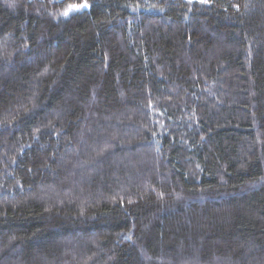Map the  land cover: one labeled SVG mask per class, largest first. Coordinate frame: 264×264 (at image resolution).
<instances>
[{
  "label": "trees",
  "instance_id": "trees-1",
  "mask_svg": "<svg viewBox=\"0 0 264 264\" xmlns=\"http://www.w3.org/2000/svg\"><path fill=\"white\" fill-rule=\"evenodd\" d=\"M0 0V264H264V0Z\"/></svg>",
  "mask_w": 264,
  "mask_h": 264
},
{
  "label": "snow or ice",
  "instance_id": "snow-or-ice-1",
  "mask_svg": "<svg viewBox=\"0 0 264 264\" xmlns=\"http://www.w3.org/2000/svg\"><path fill=\"white\" fill-rule=\"evenodd\" d=\"M201 3H207L208 0H200ZM88 7V4L85 0L84 3H81V4H76V5H70L69 6V11H66L63 13V15L67 16L69 15V12L70 11H76V10H80V9H84V8H87Z\"/></svg>",
  "mask_w": 264,
  "mask_h": 264
}]
</instances>
